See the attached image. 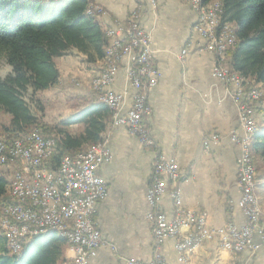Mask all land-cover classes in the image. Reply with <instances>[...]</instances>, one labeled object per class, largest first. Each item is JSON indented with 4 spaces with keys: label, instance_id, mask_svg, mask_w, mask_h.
Masks as SVG:
<instances>
[{
    "label": "crops",
    "instance_id": "1",
    "mask_svg": "<svg viewBox=\"0 0 264 264\" xmlns=\"http://www.w3.org/2000/svg\"><path fill=\"white\" fill-rule=\"evenodd\" d=\"M93 1L105 9V13L97 17L102 30L116 22H127L137 12L142 27L151 35L153 59L162 76L158 85L149 91L152 113L147 120L158 149L180 165L182 205L205 214L208 225L213 228L221 230L230 224L242 226L245 215L239 207L242 191L237 164L240 150L231 140L232 133H241L239 114L227 86L213 76L216 57L205 49V41L195 29L199 18L197 10L183 0H157L156 9L148 0ZM183 49H188L184 59L180 56ZM56 64L60 70L59 82L63 80L64 87L68 78H80L82 83L76 85L87 86L73 94L66 93L67 100L74 102L71 98L78 97L82 103L80 109L91 104L93 93L88 84L101 73L102 59L95 56L90 60L84 53L71 48L56 59ZM61 64L67 66L61 69ZM128 66L129 59L125 57L109 88L115 93H125L126 110L134 94L127 76ZM68 106L58 119L59 123L80 110ZM262 109L264 100L257 105L260 125L264 122ZM67 130L77 134L83 130V125L75 124ZM209 135H217L220 142L205 152L203 142ZM103 138L108 139L112 158L98 172L106 181L109 194L97 205L96 221L106 244L98 248L89 264H126L128 258L148 262L153 257L154 241L146 219L149 211L146 194L155 149L142 145L138 137L123 126H109ZM257 195L264 208V175L258 179ZM160 206L170 218L173 216L174 201L168 192ZM58 237L53 242L60 251L55 264L75 254L71 245ZM161 255L167 264H180L174 238L165 240ZM189 257V264H228L232 261L264 264V246L256 252L246 250L233 254L217 240L205 241L192 249Z\"/></svg>",
    "mask_w": 264,
    "mask_h": 264
},
{
    "label": "built area",
    "instance_id": "2",
    "mask_svg": "<svg viewBox=\"0 0 264 264\" xmlns=\"http://www.w3.org/2000/svg\"><path fill=\"white\" fill-rule=\"evenodd\" d=\"M184 1L190 4V0ZM148 2L153 9L157 8V0ZM95 5L97 14L105 13L101 5ZM222 13V5L206 8L201 28L197 30L205 41V49L216 57L213 76L227 86L239 114L241 133H232L231 140L240 150L237 159L242 191L239 207L245 215V222L240 227L230 224L221 230L209 226L205 214L182 205L180 165L158 149L148 125L147 119L152 113L148 102L149 91L158 85L162 76L153 59L151 35L142 27L137 12L127 22H116L107 27L113 41V53L103 59L101 73L90 80L89 86L97 101L111 102L116 106L118 118L111 127L123 126L136 135L142 145L155 149L146 194L149 207L146 219L151 225L154 241L153 257L148 262L128 258L125 259L126 264H167L161 249L169 238L176 240L180 264H189L190 251L205 241L217 240L233 254L246 250L256 252L264 246V215L255 209L256 165L246 157V137L250 136V130L258 122L257 105L263 98L258 96L252 82L237 78L228 67V48L233 45V32L227 30ZM214 37H222V44H214ZM187 52L188 49L182 50V59ZM125 57L129 59L127 76L134 88L132 104L127 110L124 108L125 93L109 89ZM50 141L56 140L38 130L29 131L25 143H18L17 136L1 141L0 166L6 168L4 172L12 180H20L19 193L12 203L1 209V215L7 216V220L18 217L16 230H23V240H15L12 234L15 252L22 251L24 243L33 235L50 227L62 226L65 232L72 235L75 253L73 257L65 258L63 264H89V259L98 248L106 244L96 221V213L98 203L107 198L109 189L98 171L111 160L112 152L108 140H103L102 147L77 152L67 162H60L57 168H53V158L49 155ZM219 142L217 135L207 136L203 142L204 151H209L212 145ZM22 146H29V155L25 159H31V166H24V159L23 162H15L13 158V151ZM56 188H65V195H56ZM167 192L175 206L171 218L160 206ZM49 196H56V203H49ZM11 205H18V212H11ZM110 246L115 249L114 245ZM228 264L236 263L232 261Z\"/></svg>",
    "mask_w": 264,
    "mask_h": 264
},
{
    "label": "trees",
    "instance_id": "3",
    "mask_svg": "<svg viewBox=\"0 0 264 264\" xmlns=\"http://www.w3.org/2000/svg\"><path fill=\"white\" fill-rule=\"evenodd\" d=\"M211 1L201 0L203 5ZM220 1L222 19L234 24L237 37L228 53L229 66L264 88V0ZM88 5L87 0H0V59L12 68L9 75L0 76V112L11 117L8 125H0V135L16 137L38 124L35 95L59 84L58 57L75 48L90 60L104 59L108 39L97 17L87 13ZM110 122L109 108L96 100L55 126L53 168L63 157L101 142ZM75 124H82L83 130L72 134L67 128ZM252 149L264 166V122ZM8 200L7 181L0 174V206ZM58 239L55 232L34 237L12 255L0 234V264H55L60 251L53 242Z\"/></svg>",
    "mask_w": 264,
    "mask_h": 264
},
{
    "label": "rangeland",
    "instance_id": "4",
    "mask_svg": "<svg viewBox=\"0 0 264 264\" xmlns=\"http://www.w3.org/2000/svg\"><path fill=\"white\" fill-rule=\"evenodd\" d=\"M43 1H49V0H43ZM87 1L89 3L88 9H87V13L98 17L99 14L96 13V5L95 4H97V5H99V4L96 3V2H94L93 0H87ZM220 3L222 4V2L220 0H214V1H211V2H209L207 4H205V5H208L209 4L207 8H212V7L215 8V7L219 6ZM190 5H192V7H195V9L197 10L198 15H199L198 22L195 25V29L198 30L197 29V26L200 23V18H201V12L202 11L200 12V10H199L200 8L198 6H196V5H194L192 2H190ZM227 24H229V28L231 30L235 29L234 24H231V23H227ZM104 32H105V35H106V37L108 39V44H107V46L105 48V56H106V51L109 48V46H111L113 44V41H111V38H110V35H109V32H108V29H105ZM234 37H235V40L233 42V45H229L228 53L231 50H233V48L235 47V45L237 43V37H236V33L235 32H234ZM105 56H104V59H105ZM59 66H60L61 69H64L67 66V64H64V65L61 64ZM57 67H58V65H57ZM228 67H230L229 64H228ZM58 69H59V67H58ZM230 69H231V71L234 74L237 75V78L246 79L244 76H242L238 72L234 71L231 67H230ZM11 71H12L11 66L8 65L5 60L0 59V76L1 77H6L7 75H9L11 73ZM59 72H60V70H59ZM77 82L78 83H82L80 81V78H74V79L68 78V80L66 82V86H67V88H66V86L65 87L63 86L64 85L63 80H61L59 82V84L57 86H55L54 88L49 89L47 91H41V92H39V93H37L35 95V99L38 100V107H39V108H35V115L38 118V124H36L35 126H33L29 131L38 130L43 135H45L47 137H54V136H56V134H55V132H56L55 126H59L60 125V123L58 122V119L62 115H64L66 113L64 111L69 108L68 105H70V106L72 105V109L73 108H76V107L78 109H80L79 106H80V104H82V103H79L80 102V99L78 97L71 98V100L72 99H75L74 102H71V101H68L67 100V94L66 93L73 94L76 91L82 90L84 88L85 84H83L84 85L83 87L82 86H77L76 85ZM88 86H89V84H88ZM86 87L87 86H85V88ZM64 88H66V89H64ZM89 88H90V86H89ZM256 89H257V92H258V96H260L261 98L264 97V89L263 88H260V87H256ZM91 92L93 93V90L92 89H91ZM59 94H61V96H59ZM90 96H91L90 97V101L91 102L92 101H96V98H95L94 95H90ZM101 103H103V104H105L107 106L106 103H104V102H101ZM35 106H37V105H35ZM109 110H110V108H109ZM110 112H111V122H110V126H111V124L114 121V114H113V111L112 110H110ZM10 120H11V117L9 115L0 112V125H3V124L4 125H8L10 123ZM255 123H256V130H255V132L252 135L253 138H254L253 143L255 141V135H256V133L260 130V122L258 121V122H255ZM28 132H23V133L19 134L18 136L23 135V134L28 133ZM8 138H14V135L9 134V133L1 134L0 135V142L1 141H4V140H7ZM103 140H108V139L107 138H103ZM103 140L101 142H99V143H103ZM55 143H56V151L55 152H57V140L55 141ZM253 143L250 145V154L252 155V159H253V161L255 162V165H256L257 181H258V179L262 175H264V166L261 164V162L259 161L258 157L255 156L254 153H253V149H252ZM93 145L89 146L86 150H82V151H79V152H87L88 149L90 147H92ZM55 155H56V153H55ZM53 160H54V158H53ZM4 171H6V168L3 167V166H0V174L2 176H4L5 179H6V181H7V196H8V199L9 200H8V202L6 204H4L3 206H0V227H1V220H2V217H3V215H1V209H3L5 207V205L11 203V198L9 196L10 195V191H8V187H9V182L8 181L11 178L8 177V174L5 173ZM256 195H257V185H256ZM257 198L259 199L258 195H257ZM258 202H259V204H260V206L262 208V205L260 203V200H258ZM262 213H264V208H262ZM51 232H55V231H51ZM51 232H49V233H51ZM0 234L4 235L5 239H7L6 238V235L4 234L3 229L1 230V228H0ZM61 238L64 239L63 237H61ZM64 240H66V239H64ZM6 242H7V240H6ZM6 248H7V246H6ZM7 251H9V250L7 249ZM61 264H63V261H62Z\"/></svg>",
    "mask_w": 264,
    "mask_h": 264
},
{
    "label": "bare ground",
    "instance_id": "5",
    "mask_svg": "<svg viewBox=\"0 0 264 264\" xmlns=\"http://www.w3.org/2000/svg\"><path fill=\"white\" fill-rule=\"evenodd\" d=\"M190 2H192L194 5L198 6L200 8L199 9L200 12L202 11L200 23L197 26V29H200L201 25L203 23V15H205V9L208 7L209 4L208 5H202L201 0H190ZM220 5H222V4L220 3ZM227 30L230 32H233V42H234L235 30L234 29L231 30L229 28V24H227ZM214 44H222V37H214ZM109 53H113V44L111 46H109V48L107 49L105 59L107 58ZM104 103H106L107 106L110 108V110L113 111L114 121L117 120L118 111H117L116 106L111 105V102H104ZM255 130H256V123H255V126H253V128L250 130V136L246 137V157H249L251 159H252V155L250 154V145L253 143L254 138L252 135L255 132ZM26 137H28V133L20 135L19 137H17V142L18 143H25ZM4 141H6V140H4ZM0 145H1V142H0ZM94 147H102V143L94 144L92 147H90L88 149V151H92L94 149ZM55 151H56V143H55V141H50V146H49L50 158H54L55 153H56ZM28 155H29V146H22V147H19L17 150L13 151V158H15V162H23V159H24V166H31V159H25L28 157ZM69 157L70 156L63 157L60 162H67ZM252 161H253V159H252ZM8 182H9L8 191H10L9 196L11 198V203H12L13 198L15 196H17V194L19 193L20 180L9 179ZM56 195H65V188H56ZM254 197H255V209H256V211L258 213H260L261 215H264V213H262V208L258 202L259 199L257 198V195H256V186L254 189ZM49 203H56V196H49ZM9 204H7V205H9ZM3 209H5V207ZM11 212H18V205H11ZM17 228H18V217H11V220H7V216L3 215L2 220H1V230L3 229L4 234L6 235V238H7L6 239L7 240L6 246H7V249L9 250L8 252L12 255H18L21 252V251L15 252V248H14V239H13L12 234H14L15 240H23V230H16ZM51 231H55L60 237H63L64 239H66L72 246V235L69 234L68 232H65V230H63L62 226H55V227H50L48 229H45V231L33 235L31 238H29V241H30V239H33L34 237L47 234Z\"/></svg>",
    "mask_w": 264,
    "mask_h": 264
}]
</instances>
